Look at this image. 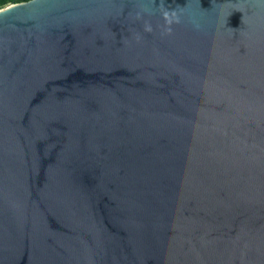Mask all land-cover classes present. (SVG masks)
<instances>
[{"label": "water", "instance_id": "1", "mask_svg": "<svg viewBox=\"0 0 264 264\" xmlns=\"http://www.w3.org/2000/svg\"><path fill=\"white\" fill-rule=\"evenodd\" d=\"M0 264H264V0L0 4Z\"/></svg>", "mask_w": 264, "mask_h": 264}, {"label": "trees", "instance_id": "2", "mask_svg": "<svg viewBox=\"0 0 264 264\" xmlns=\"http://www.w3.org/2000/svg\"><path fill=\"white\" fill-rule=\"evenodd\" d=\"M9 1H22V0H0V4L9 2Z\"/></svg>", "mask_w": 264, "mask_h": 264}]
</instances>
